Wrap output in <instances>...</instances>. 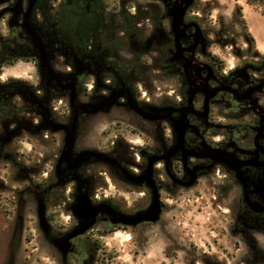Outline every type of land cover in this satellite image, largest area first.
Segmentation results:
<instances>
[{"label":"rangeland","instance_id":"obj_1","mask_svg":"<svg viewBox=\"0 0 264 264\" xmlns=\"http://www.w3.org/2000/svg\"><path fill=\"white\" fill-rule=\"evenodd\" d=\"M104 1L108 8L114 10H117L120 3L124 1V5L128 9L127 16L136 17L138 5H144L155 0ZM160 2L158 17L161 21V17L168 7H162L164 0H160ZM138 15H140L141 20L144 19L140 12ZM137 20L133 24L138 23L140 19ZM129 22H131L130 19ZM170 22L169 27L167 23L162 24V27L171 33ZM183 23L188 26L185 29L186 37V31L190 27L188 37L191 41L195 37L196 30L203 38L204 47L196 40L192 41L190 47L195 44L193 49L199 48L202 57L207 60L203 63L208 68L213 66L219 72L221 70L227 72L232 67L247 62L253 63L256 61L255 59L260 57L264 58V0L256 2L254 5H250L247 0H192L184 14ZM71 26V20L67 19L62 23L60 21L57 28L59 27L62 32L66 31V28L70 29ZM1 30L3 33L7 32L6 24L1 25ZM162 31L164 30L160 25L159 32L163 33ZM159 32H155V35L157 36ZM164 34L166 37L163 36L158 41L159 43L157 42V46L168 63H176L181 53L173 50L175 49L174 43L172 48L170 47L171 43L168 37L172 39V34L169 35L165 32ZM29 40H31L30 37ZM65 42L67 44L65 46L73 47L77 53L79 50L83 51L85 47L82 39H76L73 43L66 39ZM129 44L142 45L141 41L136 38H131ZM180 45L182 47L181 42ZM129 52L130 49L126 48V52L121 57L130 59ZM49 55L47 54V59ZM38 57H36L37 65L32 60H19L11 66L3 67L0 69V82L7 79L21 81L30 88L33 99L40 105H44L42 96L37 94L39 89L36 88L39 76L44 74L42 68L39 67ZM150 63L148 58H144L140 70L148 67ZM48 64H50L49 59ZM51 71V73H57L53 69ZM57 71L60 70L57 68ZM122 73L127 74L125 71ZM246 76L248 73L243 72L242 79L244 81ZM249 78L250 86L247 87L246 95L256 89L259 90L253 83V76L249 75ZM140 81L142 82L141 99H148L151 102L150 105L147 104L150 116L164 111L158 105H161V101L173 99V91L178 89L179 85L177 79L168 73L166 75L160 74L154 79ZM90 84L89 82L88 85ZM210 88L213 92L207 94L200 87L196 89L191 86L190 90L186 92L187 101L184 104H176L173 109L166 108L178 113L179 120L183 118L187 121L186 134L195 138L194 143H190L191 146H188L186 141L183 142V150L198 155L208 154L205 158L210 162V171L205 175H196L191 184H188L192 181L191 176L184 175L181 181L187 183L183 185L175 184L171 180L172 176L168 177L167 180L161 174L160 176L165 182L161 184L160 192L156 189L160 213L155 222L139 221L134 223V217L150 207L153 199L152 194L148 195L141 189V186L128 181L123 184L118 180L120 178H110L107 170L108 165L95 161L94 195L90 194V201L93 206H100V211L89 228L76 234L81 238L89 232L88 243L95 242L94 260L91 264H264V225L261 230L254 231L248 227V222H244L240 216L242 207L245 205L248 208L246 201H248L249 196L246 187H242V183L239 181L244 179V175L240 171L234 172L228 167L229 164H235L234 151H228L231 147L214 148L207 141H204L206 139H204L201 131V129L206 128L204 125V121H206L208 129L217 131L223 129L224 125L227 124L235 126V134L248 132L247 122L249 121L248 111L250 108L245 106H249V104L246 102L245 106L242 105L244 102L239 101L234 95L229 99V104L236 110H224V113H222L223 111L217 113V111L212 110L211 104L219 100L222 90L215 87ZM233 92L235 94V90ZM0 94L3 93L0 92ZM197 94H201L205 98L198 109L194 107L193 101L188 100ZM15 96L21 102H17L14 117L20 119L22 124L28 125V131H25L27 132L25 136L22 135V129V133H18L16 129L18 124L11 126L9 121L12 116L5 115L6 109V111L0 112V135L4 134L5 136L7 132L16 129L11 135L14 132L18 134L10 142L15 140L14 150L8 153L15 157L16 162L21 166L20 171L26 169L31 178V183L24 182L23 172L12 168L8 162L0 161V228L4 226V220L7 224L8 216L5 210L14 207L11 202L16 201L15 198L19 192L28 185L31 186L32 192H40L50 183L49 178L52 180L55 178L53 176L56 174L60 155L64 148L66 130L70 128L77 113L80 130L76 129L75 131V141L76 134H78V143L81 142L80 148H87L98 155L110 157L108 150L116 140H122L124 145L133 149L135 162L140 160L141 151L147 149L148 140L144 134L141 135L140 132L133 130L128 125L129 118L127 121L119 119L114 111L106 117H99L98 114L108 112L114 104L110 106V109L88 103L78 104L77 97L72 92L66 98L56 96L53 98V105L58 108L60 113H65V116L69 115V120L66 123H62V120H55L47 109L50 121V125H48L42 116H39L37 121L26 120L24 111L20 108L25 101H23L21 94L16 93ZM108 98L109 96L106 99ZM198 113L201 117L197 116V124H191V116H196ZM205 114L207 118L203 121ZM93 116L96 117L93 119ZM161 121H164L171 128V124L165 120ZM75 125L78 128L76 123ZM54 126L58 127L57 131L52 130ZM139 127L143 126L139 125ZM60 133H62L63 138H61ZM166 133L170 135L168 131ZM61 140H63V145H61ZM72 152L73 154L78 153L75 151V143ZM147 157L148 160L151 155ZM63 163H60L59 167ZM146 164L142 171L147 169ZM125 169L129 173L132 172L127 168ZM158 169H161V164H159ZM133 173L136 175V172ZM232 174L239 180H236ZM72 185L69 184L63 188L65 198L68 197V193L73 191ZM253 185H256V190L264 189L259 187V182L253 183ZM256 194L258 195V193ZM36 199L33 196L26 200L27 205L24 211V237L26 240L21 243L16 253V264H61L60 253L55 247V243L45 238L44 233L37 226L38 203ZM258 201V204L262 205L260 207H263L260 211L264 212V201L261 200L260 196L257 198ZM252 208H257V204L252 205ZM48 213L53 219L50 222H45V228L46 225L53 229L68 228V223L72 220L70 213L63 212L54 205L45 210L43 208L44 219ZM117 213L126 219L124 222L126 228H111L112 225H116L110 221L111 217H115ZM77 227L79 226L76 225L72 231ZM53 241H57L56 238H53ZM3 250L4 246L1 245L0 264Z\"/></svg>","mask_w":264,"mask_h":264},{"label":"flooded vegetation","instance_id":"obj_2","mask_svg":"<svg viewBox=\"0 0 264 264\" xmlns=\"http://www.w3.org/2000/svg\"><path fill=\"white\" fill-rule=\"evenodd\" d=\"M160 3V0H155L144 5H138L136 17H128V9L124 5V1L120 3L117 10H114L108 8L104 0H0V69L11 66L19 60H32L37 65L36 57L39 52L33 45L29 30V26H34L37 29L41 44L44 46V51L46 54H50L48 56L50 69L57 72L56 74L45 72L39 76L36 85V88L39 89L37 94L42 96L44 105H40L33 99L30 88L21 81L7 79L0 82V92L3 93L0 95V107L3 111L7 109L6 116H12L9 121L11 126L18 124L16 128L18 133L22 129V135L25 136L28 125L22 124L20 119L14 117L17 102H21L15 96L16 93L21 94L23 101H25L20 108L23 109L26 120L37 121L39 116H42L44 122L50 125L48 110L55 120H62V123L69 120V115L65 116V113H60L58 108L53 105V98L56 96L66 98L72 92L76 95L78 104L88 103L97 107L101 106L107 96H112L114 105L108 112L98 114L99 117H106L114 111L119 119L127 121L129 118L128 125L133 130L140 132L141 135L144 134L148 140L147 149L141 151L140 160L137 162L133 159V149L124 145L122 140H116L108 150L110 157L95 156L76 167L63 163L60 167L61 171L54 174L53 178H55L53 180L52 178L48 179L51 181L44 190L32 192L31 186L28 185L19 192L15 198L16 201L11 202L14 207L5 210L8 216L7 224L4 220V226L0 228V234H2L0 235V246H4L1 264L17 263L16 253L21 243L26 240L24 237L26 200L33 196L37 198L38 203L37 226L44 233L45 238L55 243L54 245L60 253L58 256L61 264H91L93 262L96 244L94 241L88 243L89 232L81 238L76 235L81 228L89 223V219L78 217L73 208H75L81 194H86L89 200H91L90 194L94 195L95 161L108 165L107 170L110 178H120L118 180L123 184L128 181L141 186V189L148 195L152 194V186H155L160 192L161 184L165 182L160 176L161 174L167 180L168 177L172 176L173 179L171 178V180L178 185L187 183L181 181V178L184 175L190 177V172L193 170L195 176L207 174L210 171V162L205 158L207 154L198 155L190 152L186 158H183L182 151L173 152L172 149L176 143L175 132L172 127L169 128L164 121H161L165 120L169 124H173L179 114L172 109L176 104L181 105L187 101L186 92L190 90L191 86L196 89L200 87L202 91L204 89L211 91L210 87L222 90L219 100L211 104L212 110L217 111V113L236 110L229 104V99L234 95L239 101L244 102L242 105L245 106L246 102L249 104V106H245L250 108L248 111L249 121L247 122L248 132L235 134V126L227 124L224 125L223 129L217 131L208 129V124L204 121L206 116H203L205 118L202 119L206 128L201 129V131L204 139H206L203 140L214 148L231 147L228 151H234L233 156L236 161L248 162L239 170L244 175V179H242L244 181L232 174L236 180L242 183V187H246L249 196L248 199L245 198L248 200L246 201L248 208L244 205L240 216L244 222H248L250 229L254 231L262 229L264 212L260 211L263 207H260L259 201L257 202L259 196L256 194V185L253 183L259 182V187H264V58L260 57L255 59L256 61L253 63L247 62L232 67L227 72L221 69L219 72L213 66L208 68L203 63L207 60L202 57L199 48H195L191 52L190 45L194 39L191 41L188 37L189 27L186 31L187 37L185 36L181 41V54L176 63H168L161 55L157 42L163 36L166 37L164 32L171 35L169 30L165 31L162 24L167 23L169 27L171 21L169 13L175 0L162 2V7H168V9L161 17V21L158 17ZM138 12L144 16V19L141 20ZM67 19L71 20L72 26L70 29L66 28V31L61 32L57 25L60 21L62 23ZM136 20L138 23L133 24ZM3 24H6L7 27L5 33L1 30ZM160 25L164 30L163 33L159 32ZM155 32H159L157 36ZM131 38L138 39L142 45L129 44ZM66 39L72 43L76 39H82L85 45L83 51L79 50L77 53L73 47L65 46L67 45ZM168 39L172 48L173 36L172 39L169 37ZM126 48L130 49L128 53L130 59L121 57L126 52ZM135 48L137 49L135 50ZM200 48L202 49V47ZM144 58H148L151 63L148 67L140 70ZM57 68L60 71H57ZM186 69L187 74L185 73ZM123 71L127 74L122 73ZM143 72L146 73L143 74ZM243 72L248 73L245 81L242 79ZM167 73L177 79L178 89L173 91V99L161 101V105H158L164 111L154 114L155 116H150L147 104L150 105L151 102L148 99H141L142 82L140 80L154 79L160 74L166 75ZM249 75L253 76V83L259 90L256 89L246 95L247 87L250 86ZM89 82L90 85H88ZM188 100L193 101L194 107L198 109L205 98L201 94H197ZM77 106L79 107V105ZM134 107L140 108L141 112H135ZM167 107L172 109H166ZM77 116L75 123L78 128L76 129L80 130L79 117ZM197 116L201 117L199 113L196 116H191V124H197ZM94 117L96 116L92 118L94 119ZM149 118L152 119L149 120ZM209 120L211 119L209 118ZM139 125L147 128L139 127ZM167 131L170 135H167ZM12 132H7L5 136L4 134L0 135V161L8 162L12 168L20 171L21 166L16 162L15 157L9 154L14 150L15 140L10 142L18 134L14 132L11 135ZM60 134L63 138L62 133ZM78 136L76 134L75 151H89L90 149L80 148L81 142L78 143ZM185 141L188 146H191L190 143L193 144L195 138L185 132ZM61 145H63V140H61ZM148 155H151V158L147 160ZM150 161H152V168L150 171L151 180L149 181L152 186L144 179L146 169L142 171L145 164L147 163L148 166ZM159 164H161V169H158ZM125 168L132 172L129 173ZM20 172L24 173V182L31 183V178L26 169ZM133 172H136V175ZM132 178H138V182ZM69 184H73V191L68 193V197L65 198L62 190ZM254 204H257V208H252ZM52 205L63 212L70 213L72 220L68 223L67 229L54 228V230L47 225L46 228L43 226L45 222H50L53 218L49 213L46 214L45 219L44 217L40 218V212L43 216V208L45 210ZM70 206H72L71 209H69ZM118 218V216L111 217L110 221L116 225L111 226L109 224V226L112 229L126 228L127 226L124 224L126 219ZM76 225L79 227L72 231ZM53 238H56L57 241H53Z\"/></svg>","mask_w":264,"mask_h":264},{"label":"water","instance_id":"obj_3","mask_svg":"<svg viewBox=\"0 0 264 264\" xmlns=\"http://www.w3.org/2000/svg\"><path fill=\"white\" fill-rule=\"evenodd\" d=\"M192 3V0H175V3L173 4V7L170 10L169 16L171 18V22H170V26H171V34L173 36L174 39V47H175V51L178 53L181 50V45L180 42L181 40L184 38L185 36V29L188 27L187 25H185L183 23V17L184 14L187 10V8L190 6V4ZM29 30H30V35L33 41V45L35 47V49L39 52V57H38V62H39V67L42 68L43 72H48L49 74H51V69L49 67L48 64V60H47V54L44 51V46L41 44V40L40 37L38 35L37 29L34 26H29ZM194 40H196V42H199V44H203L204 47V40L203 38L200 36L199 32L196 30L195 32V37ZM195 46V44H193L190 48H191V52H193V47ZM189 63V62H188ZM187 63V66H188ZM185 73L187 74V69L185 70ZM204 91L207 94H210L213 92V90L211 91H206L204 89ZM110 98V96H109ZM105 99L102 104H101V108H108L110 109L113 105V98L111 97L110 99ZM73 99V98H72ZM108 101V102H107ZM133 110L137 113L141 112V109L138 107H134ZM206 116V114L204 115ZM75 119L76 117L73 118V122L70 125V128H67L65 136H64V148L61 152L60 155V159L58 162V166H57V170L56 173L60 172V163H67L70 164L71 166H79L85 162H87L88 160H90L93 157H97L99 156L98 154H96L95 152L92 151H81L78 152L76 154H73L72 150H73V146L75 143V131H76V125H75ZM152 118H149V120H151ZM171 127L173 129V131L175 132V146L172 149L173 152L180 150L182 151V155L183 158H186V156H188L190 153L183 150V142H184V135L187 129V121L183 118H181V120H179V117L176 118L173 122V124H171ZM53 131H57L58 127L54 126ZM207 155H205V157H207ZM248 164L245 162H240V161H236L235 160V164L231 165L229 164L228 167L230 170L234 171V172H239L241 166ZM152 168V161L149 162L147 169L144 173V179L147 181L148 184H150V186H152L151 182L149 180H151V176H150V171ZM190 176H191V182L188 184H191L194 180H195V175H194V170L192 172H190ZM135 179V182H138V178H132ZM264 188V187H263ZM256 193H258V195L261 197V200L264 201V189L262 190H256ZM152 202L150 207L143 213H140L138 215H136V217H134V223H137L139 221H150V222H155L158 217H159V213H160V208H159V203H158V194L156 191L155 186H152ZM75 214L82 218V219H89V223L81 228L78 233L83 232L86 228H89L93 223H94V218L97 215V213L100 211V206H93L90 203V200L88 199V196L86 194H81L79 197V200L75 206V208H73ZM41 211V210H40ZM114 213V212H113ZM42 213L40 212L39 217L43 218V216L41 215ZM114 215V214H112ZM116 216H118V219L123 220L124 217L121 216L120 214H115ZM125 220V219H124ZM123 222V221H122ZM44 226V225H43Z\"/></svg>","mask_w":264,"mask_h":264},{"label":"trees","instance_id":"obj_4","mask_svg":"<svg viewBox=\"0 0 264 264\" xmlns=\"http://www.w3.org/2000/svg\"><path fill=\"white\" fill-rule=\"evenodd\" d=\"M260 1H263V0H247V2L250 4V5H254L256 2H260ZM1 95V94H0ZM2 111V108L0 107V112Z\"/></svg>","mask_w":264,"mask_h":264}]
</instances>
